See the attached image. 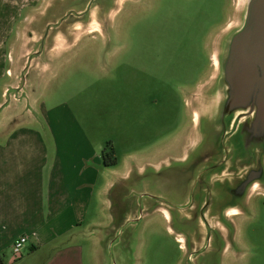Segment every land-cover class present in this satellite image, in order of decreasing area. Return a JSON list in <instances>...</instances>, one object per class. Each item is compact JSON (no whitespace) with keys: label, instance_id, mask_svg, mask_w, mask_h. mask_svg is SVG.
Segmentation results:
<instances>
[{"label":"rangeland","instance_id":"obj_1","mask_svg":"<svg viewBox=\"0 0 264 264\" xmlns=\"http://www.w3.org/2000/svg\"><path fill=\"white\" fill-rule=\"evenodd\" d=\"M49 3L0 0V104L30 49L21 43L40 37L28 30L43 26L45 17L37 13ZM243 5L119 0L109 32L94 17L89 24L52 30L55 45H44L40 63L28 68V101L0 108V118L10 110L7 117L18 115L17 132L40 136L50 133L53 118L68 119V109L102 144L101 162L102 152L105 160H116L102 173L109 185L99 196L101 218L92 237L97 244L84 243L85 264H264V196L257 191L228 217L233 238L229 234L221 249L200 244L192 252V237H198L193 220L170 224L153 210L159 204L169 208L168 198L183 189L175 160L195 137L191 101H199L215 79L221 41L239 24ZM67 37L78 41L65 49ZM29 252L22 247L21 255Z\"/></svg>","mask_w":264,"mask_h":264},{"label":"water","instance_id":"obj_2","mask_svg":"<svg viewBox=\"0 0 264 264\" xmlns=\"http://www.w3.org/2000/svg\"><path fill=\"white\" fill-rule=\"evenodd\" d=\"M118 1L50 0L46 10L37 13L45 17L43 26L28 30V35L40 37L21 43L30 49L14 77L17 83L5 89L6 101L0 108L11 103L17 108L24 97L28 101L29 89L23 86L28 68L40 63L44 45L49 50L55 45L52 30L89 24L94 17L109 32L113 12L121 7L117 8ZM63 41L67 49L78 40ZM217 63L219 71L204 96L191 101L193 143L175 160L181 164L176 172L182 176L183 189L168 198L169 208L159 204L153 209L161 210L170 224L193 220L198 237H192V252L200 244L221 249L224 239L232 237L226 225L238 211L236 205L264 185V0H244L239 24L221 41ZM162 164L168 168L170 159Z\"/></svg>","mask_w":264,"mask_h":264},{"label":"crops","instance_id":"obj_3","mask_svg":"<svg viewBox=\"0 0 264 264\" xmlns=\"http://www.w3.org/2000/svg\"><path fill=\"white\" fill-rule=\"evenodd\" d=\"M67 113L66 120L50 121L45 136L17 132L18 115L6 116L11 110L0 118V254L6 264H85V241L97 244L99 196L109 185L102 144L84 120ZM21 236L26 257L11 249Z\"/></svg>","mask_w":264,"mask_h":264},{"label":"built area","instance_id":"obj_4","mask_svg":"<svg viewBox=\"0 0 264 264\" xmlns=\"http://www.w3.org/2000/svg\"><path fill=\"white\" fill-rule=\"evenodd\" d=\"M26 238L24 236H21L17 239H15L11 245V249L13 251V253L15 254H19L21 253V249H22V246H23V243L25 242Z\"/></svg>","mask_w":264,"mask_h":264},{"label":"trees","instance_id":"obj_5","mask_svg":"<svg viewBox=\"0 0 264 264\" xmlns=\"http://www.w3.org/2000/svg\"><path fill=\"white\" fill-rule=\"evenodd\" d=\"M102 154H103V158H104V163L106 165H112V164L116 163V160L114 158H111L109 161L105 160V155H104L105 153L102 152ZM0 264H6L4 258H3V256L1 254H0Z\"/></svg>","mask_w":264,"mask_h":264},{"label":"flooded vegetation","instance_id":"obj_6","mask_svg":"<svg viewBox=\"0 0 264 264\" xmlns=\"http://www.w3.org/2000/svg\"><path fill=\"white\" fill-rule=\"evenodd\" d=\"M257 192H258L259 194H261L262 196H264V185H261V186L258 188Z\"/></svg>","mask_w":264,"mask_h":264}]
</instances>
